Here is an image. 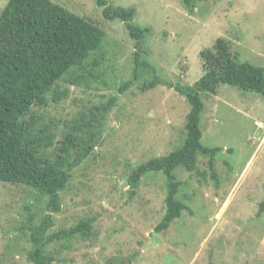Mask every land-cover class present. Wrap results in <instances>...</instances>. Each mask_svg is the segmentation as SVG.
<instances>
[{
	"label": "rangeland",
	"instance_id": "374dc122",
	"mask_svg": "<svg viewBox=\"0 0 264 264\" xmlns=\"http://www.w3.org/2000/svg\"><path fill=\"white\" fill-rule=\"evenodd\" d=\"M8 1L0 0V13ZM55 1L107 32L102 49L76 71L80 82L61 84L69 94L58 109L60 130L81 110L90 114L95 105L115 99L101 144L73 169L62 210L52 213L50 232L92 213L96 236L75 240L72 252L64 254L67 261L56 255L57 264H264V214H258L264 201L263 96L228 84L217 95H204L202 142L224 148L216 157L220 181L211 172L206 177L182 172L180 177L178 168L190 210L167 231L151 235L166 212L164 173L145 175L135 193L127 182L135 166L182 145L191 106L175 85L200 79L203 49L224 36L234 42L241 61L264 67V0H199L194 13L184 0H108L135 7L134 23L152 28L140 47L125 22L107 19L97 0ZM138 50L156 68L161 83L142 90L150 78L145 74L120 91L133 79ZM207 163L201 158L199 165L207 169ZM26 195L24 188L0 184V254L10 237L21 234L17 223L27 213L42 214L41 208L28 207L33 200Z\"/></svg>",
	"mask_w": 264,
	"mask_h": 264
},
{
	"label": "trees",
	"instance_id": "16d2710c",
	"mask_svg": "<svg viewBox=\"0 0 264 264\" xmlns=\"http://www.w3.org/2000/svg\"><path fill=\"white\" fill-rule=\"evenodd\" d=\"M184 2L194 13L199 0ZM97 3L107 19L125 22L137 47L153 32L150 26L134 23L135 7L114 6L108 0ZM106 36L107 32L91 18L54 0H9L0 13V184L24 188L25 198L33 200L28 207L42 210L41 215L38 211L27 213L17 223L21 234L5 243L0 264H57L56 255L67 261L64 254L72 252L75 240L96 236L92 213L81 215L71 226L58 231L50 232V228L55 224L52 213L62 210L64 194L73 185V169L101 144L104 120L115 104L113 98L100 107L95 105L90 114L81 110L61 131L58 109L69 94L67 89H61V84L80 82L82 76L76 71L102 49ZM233 43L224 36L217 38L212 47L200 52V79L193 85H175L191 106L182 145L135 166L127 177L131 192L135 193L145 175L162 172L166 176V212L151 233L153 236L167 231L184 211L190 210L183 193L185 181L175 173L178 168L180 177L182 172L190 177H206L211 172L217 183L220 181L216 157L224 148L202 142L204 95H217L220 86L228 84L264 97V67L241 61ZM134 60L133 79L124 82L120 91L145 74L150 78L145 79L142 90L161 83L156 68L141 59L139 50ZM201 158L208 159L207 169L200 167ZM42 203L45 208L40 206ZM260 205L261 216L264 201ZM54 244L57 248L51 249ZM19 255L23 259H17Z\"/></svg>",
	"mask_w": 264,
	"mask_h": 264
}]
</instances>
